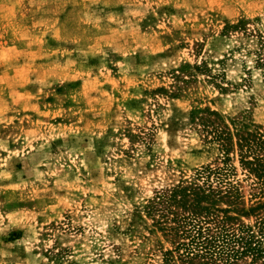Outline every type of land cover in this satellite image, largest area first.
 Here are the masks:
<instances>
[{"label": "rangeland", "instance_id": "rangeland-1", "mask_svg": "<svg viewBox=\"0 0 264 264\" xmlns=\"http://www.w3.org/2000/svg\"><path fill=\"white\" fill-rule=\"evenodd\" d=\"M193 184L264 247V0H0V264H181Z\"/></svg>", "mask_w": 264, "mask_h": 264}, {"label": "trees", "instance_id": "trees-1", "mask_svg": "<svg viewBox=\"0 0 264 264\" xmlns=\"http://www.w3.org/2000/svg\"><path fill=\"white\" fill-rule=\"evenodd\" d=\"M239 140V145L244 148L245 153H250L253 150V146L249 141L246 140L241 143V139ZM223 146L225 148L224 154L227 156V148L225 145ZM243 160L247 164L254 163V170H260L256 166L259 164L257 162L260 161L259 157L256 156L253 160H246V158ZM202 171L207 172L205 173V180H209V175L211 173L215 175L216 172L209 166L204 167ZM197 176H202L201 171L198 172ZM169 191V196L174 195L176 191H181L183 205H191L189 213L183 216L182 219L188 227L181 229L180 232V235L186 241H178L176 246L181 264H236L237 258L242 255L245 256L247 253L251 255L252 259L260 256L264 257V247L261 240L259 241L258 237L250 232V226L243 224L236 226L234 222L237 218L229 213L228 208L216 209L212 201H209L212 192L220 191V187L214 190L207 186L206 191L201 185L193 184V186H182L179 189L172 188ZM224 192L225 194L228 193L227 190H224ZM262 206H264V202L258 203L255 207H250L245 213ZM263 219L257 222L260 237H264ZM180 226H182L181 222L178 223L177 227ZM164 257L165 264H177L173 254Z\"/></svg>", "mask_w": 264, "mask_h": 264}]
</instances>
